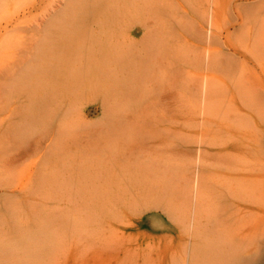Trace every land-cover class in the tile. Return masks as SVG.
<instances>
[{"label": "rangeland", "instance_id": "rangeland-1", "mask_svg": "<svg viewBox=\"0 0 264 264\" xmlns=\"http://www.w3.org/2000/svg\"><path fill=\"white\" fill-rule=\"evenodd\" d=\"M1 1L0 264H264V0Z\"/></svg>", "mask_w": 264, "mask_h": 264}, {"label": "bare ground", "instance_id": "bare-ground-1", "mask_svg": "<svg viewBox=\"0 0 264 264\" xmlns=\"http://www.w3.org/2000/svg\"><path fill=\"white\" fill-rule=\"evenodd\" d=\"M1 2H3V0L1 1ZM150 1H148L147 3H149ZM3 4H4V2H3ZM36 4V3H35ZM32 9V8H31ZM43 22V21H42ZM48 23V22H47ZM44 24V23H43ZM50 24V23H49ZM39 26V25H38ZM43 27V26H42ZM146 27V26H145ZM40 29V28H39ZM63 85V84H62ZM50 94V93H49ZM48 95V94H47ZM195 182H194V191L195 192H197L198 193V186H199V169H198V172H197V174H196V176H195ZM112 250H114V249H112ZM109 256V255H108ZM20 257V256H19ZM90 257V256H89ZM94 258V257H93ZM111 258V257H110ZM19 260V259H18ZM88 261H90V260H88ZM91 261H92V259H91ZM102 261V260H101ZM14 263V262H13ZM10 264V263H9ZM184 264H185V262H184Z\"/></svg>", "mask_w": 264, "mask_h": 264}]
</instances>
